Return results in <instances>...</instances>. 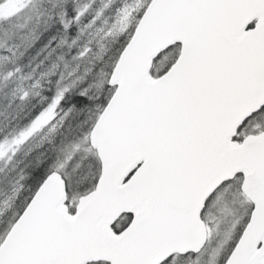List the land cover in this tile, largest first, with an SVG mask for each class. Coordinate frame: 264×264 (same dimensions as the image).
<instances>
[{"label":"snow or ice","instance_id":"6c2138e0","mask_svg":"<svg viewBox=\"0 0 264 264\" xmlns=\"http://www.w3.org/2000/svg\"><path fill=\"white\" fill-rule=\"evenodd\" d=\"M0 264H264V0H0Z\"/></svg>","mask_w":264,"mask_h":264}]
</instances>
